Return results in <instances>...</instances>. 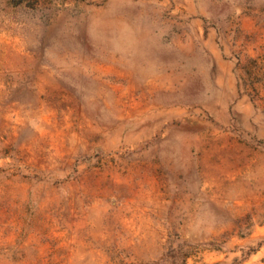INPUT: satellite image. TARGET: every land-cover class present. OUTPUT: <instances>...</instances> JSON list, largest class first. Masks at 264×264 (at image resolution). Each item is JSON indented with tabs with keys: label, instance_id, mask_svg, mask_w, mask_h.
<instances>
[{
	"label": "rangeland",
	"instance_id": "374dc122",
	"mask_svg": "<svg viewBox=\"0 0 264 264\" xmlns=\"http://www.w3.org/2000/svg\"><path fill=\"white\" fill-rule=\"evenodd\" d=\"M0 264H264V0H0Z\"/></svg>",
	"mask_w": 264,
	"mask_h": 264
}]
</instances>
